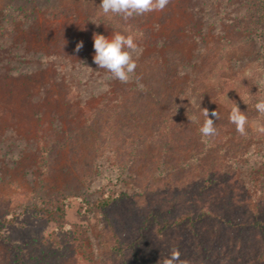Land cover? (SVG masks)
Listing matches in <instances>:
<instances>
[{
	"label": "rangeland",
	"instance_id": "rangeland-1",
	"mask_svg": "<svg viewBox=\"0 0 264 264\" xmlns=\"http://www.w3.org/2000/svg\"><path fill=\"white\" fill-rule=\"evenodd\" d=\"M83 1L0 0V220L10 219L2 228L0 264H139V254L150 255L143 241L158 248L155 241L164 238L158 230L174 219L182 222L166 235L187 243L188 217L199 209L188 187H179L198 176L196 166L169 153L157 159L142 149V139L129 140L141 134V110L130 108L128 92L119 88L132 87L138 103L142 74L136 69L121 83L98 68L87 45L105 30L93 31L94 23L82 19L70 26L73 12L95 15L94 0L86 7ZM249 1L170 0L163 11L134 17L139 24L148 17L160 38L171 41L187 85L205 87L196 101L217 84L228 92L249 77L251 92L242 94L241 104L259 115L248 120L245 135L229 121L226 144L203 149L202 256L188 250V264H264V133L258 131L264 116L255 109L264 98L258 86L264 21L256 24ZM57 37L60 43L50 40ZM232 43L238 53L212 69L211 55ZM146 124L155 132L159 127ZM105 196L112 201L102 206ZM60 197L62 223L37 212V205Z\"/></svg>",
	"mask_w": 264,
	"mask_h": 264
},
{
	"label": "trees",
	"instance_id": "trees-1",
	"mask_svg": "<svg viewBox=\"0 0 264 264\" xmlns=\"http://www.w3.org/2000/svg\"><path fill=\"white\" fill-rule=\"evenodd\" d=\"M84 1L83 4L86 7L85 3L89 0ZM100 3L101 0L92 1L91 7L95 12L93 17L90 15H84L83 13L80 14L79 12H73V14H71V18L69 19L72 23L70 26L74 27L76 25H80L79 23L81 19L82 22L87 20L89 23H94L93 31L96 30L101 32L105 30L101 35L107 36L109 34L113 36L116 32H120L124 35H131L135 42L140 44L139 48L142 49L143 54H145V49L150 48L153 50L151 53L146 54V56L139 60H136L137 57H134L137 63L136 69L142 74V85L144 86L143 90H141L139 86H137L135 90L138 103H134L137 100H135V98L132 100L135 96L129 93L132 91V87L122 86L119 88V92L122 94L124 92H128L127 98L130 103L129 107H138L141 110L140 116L142 117L139 119V122H141V134H137L129 140L142 139L144 143L142 149H145L147 154H152L157 159L165 157L166 154L169 153L177 162H185L191 168L196 166L198 170L196 171L198 176L195 175L189 179H185L184 182L179 185V187L183 188L188 187L187 189L190 193L191 199L194 201V205L199 207L197 211H192L188 217V221L185 226V231L188 237V240H186L187 243H184L182 239H180L181 237L175 239L174 237H170L168 234L166 235L172 227L171 225L182 222V219H174L173 221H170L169 224L171 225H164L163 229L158 230V233H161V236L164 237L163 239L155 241L156 244L159 243L158 248L155 247V245L153 246L149 240H144L143 242L146 245L145 249L150 255L146 258L139 254L138 257L134 259V262L139 264H162L163 259L169 256L173 249H179L181 259L189 261L190 258L188 257V250H194L195 253L202 256L203 149L215 148L219 147V144H226L224 142L227 137L225 130L227 129L229 123V113L233 102L239 105L238 107L240 110L243 109L241 111L244 115L250 111V108H252L251 105L250 108L249 105L246 108L245 106L242 107L241 100L244 97L242 95L244 92H251L248 91L251 79L249 77H244L241 79L242 81L240 80L242 83L240 88H237V85L233 84V89H229L228 92H226L224 84L219 86L215 83L217 85L214 86V92L205 93L203 94V96H205L203 101L202 99L200 101H196V97H202V88L205 87L198 86L196 83L187 85L186 82L188 81H183L180 73L182 68L181 57L172 47L171 41L166 42V40L161 39L160 35L156 31V28H153L148 24L149 18L146 17L143 24L137 23L134 17L124 20L121 16L112 13H103L99 6ZM249 6L255 10L256 24L264 21V0H251V4L249 1ZM81 15L84 17L81 18ZM74 32H76L75 29ZM26 34L29 37L30 31L28 30ZM37 34L42 39H49V34L47 33L44 34L37 31ZM50 40L58 43L61 42L58 37L55 39L50 38ZM63 41L65 42L66 40ZM168 42H170V44ZM68 44H70V42ZM160 44L161 46H158ZM87 46H89L90 49H94L92 43ZM238 47L239 45L237 43L226 44L222 47V49L215 51V54L211 55V58L209 59L210 67L213 69L216 66H224L223 64L229 59L228 56L235 54L239 50ZM200 76L202 77V72ZM0 77L2 78L1 73ZM231 79L233 80V78L227 77L226 81ZM209 80L210 79L207 76L203 79V81L207 83L210 82ZM233 81H236V79ZM211 84L212 83H209L208 85ZM225 84L227 83L225 82ZM123 98L126 101V96ZM199 105L202 109H208L209 113L214 110L219 113V118L215 121L217 134L213 137H202L199 131L205 120ZM250 112V116H247L248 120H250L251 117H259V115H256L255 110ZM193 115L197 117L196 121H192L190 119ZM209 118L212 117L210 116ZM260 119L263 120V118ZM151 121H155L159 124L156 132L152 129H147L149 125L146 123ZM153 141L155 142L152 143ZM169 145L175 146L176 149H170L168 147ZM179 153H181V155H179ZM177 182L178 181H168L169 185L172 186L171 189H174L177 186ZM158 199L161 198L158 196ZM111 201L112 200L109 196H105L100 205L106 206L110 204ZM36 210L41 216L53 220L58 224L62 223L65 217V204L63 203L62 197L57 200L54 199L53 201H44L40 205L36 206ZM154 218H156L154 219L156 225H160V218L156 216H154ZM9 220L10 219L0 220V238L2 237V228ZM115 236L118 237L117 234Z\"/></svg>",
	"mask_w": 264,
	"mask_h": 264
},
{
	"label": "clouds",
	"instance_id": "clouds-1",
	"mask_svg": "<svg viewBox=\"0 0 264 264\" xmlns=\"http://www.w3.org/2000/svg\"><path fill=\"white\" fill-rule=\"evenodd\" d=\"M169 3L170 0H101L99 6L105 14L112 13L128 20L146 13L163 11ZM82 47L83 43L78 42L75 50L79 52ZM93 48L95 50L93 61L98 68L106 70L108 73L107 79L119 80L121 83H128L132 79L137 68L133 56L138 57L142 53V49L138 47L131 35L116 32L111 39H108L104 35L94 34ZM138 86L143 90L144 86L142 84ZM258 86H264V80L258 81ZM200 109L205 117L199 129L202 137L215 136L217 134L215 121L219 118V113L215 110L209 113L206 108L202 109L200 107ZM255 109L258 113L264 115V98L255 103ZM210 116L212 118H209ZM190 119L196 121L197 117L193 115ZM229 121L235 125L237 132L241 135L246 134L248 118L235 102H233L229 113ZM258 131L264 133V125H258ZM162 264H188V261L181 259L179 249H173L171 254L163 259Z\"/></svg>",
	"mask_w": 264,
	"mask_h": 264
}]
</instances>
